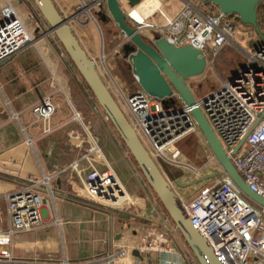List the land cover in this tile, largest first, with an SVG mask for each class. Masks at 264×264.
<instances>
[{
	"label": "built area",
	"instance_id": "obj_1",
	"mask_svg": "<svg viewBox=\"0 0 264 264\" xmlns=\"http://www.w3.org/2000/svg\"><path fill=\"white\" fill-rule=\"evenodd\" d=\"M119 2L135 31L146 37L144 31L151 30L174 45L200 49L206 57L216 55L228 44L236 45L233 18L220 11L213 12L210 6L181 0L182 7L173 18H169L161 6H156L147 16L141 14V18L136 19L132 12L138 10L139 2L133 6H129L127 0ZM30 40V33L12 1L0 0V64L8 61ZM239 50L245 57L242 67L232 78L222 81L219 87L198 99L196 105L244 182L264 197V44L251 51ZM116 86L115 82L109 84L115 96L121 98L120 105L131 125L141 134L150 156L159 165L161 162L180 165L179 141L189 135L202 138L190 112L191 106L182 103L177 92L173 91L172 96L181 106L162 110L160 102L144 91L124 94L119 88L118 93ZM34 104L35 119L46 120L44 130H49L47 123L54 113V102L46 96ZM16 116L13 113L12 117ZM210 160L221 169L213 155ZM76 164L75 161L71 166ZM133 169L147 193L153 194L156 208L152 209L154 216L151 219H159L158 223L165 229L158 233L147 232L141 237L139 248L172 253L176 247L167 235L179 234V231L153 191L148 190L141 172ZM41 187L49 189L48 176L40 181L27 182L3 195L7 227L0 230V264L12 261L11 243L15 234L44 226ZM84 193L89 201L107 208H127L130 201L128 191L110 167L90 171L84 183ZM180 199L193 225L206 237L221 264H264V206L244 194L228 175L223 173L218 181L203 187L190 201ZM124 252L122 250L118 255ZM118 255L111 254L106 261L111 262ZM186 261L197 264L190 253Z\"/></svg>",
	"mask_w": 264,
	"mask_h": 264
},
{
	"label": "crops",
	"instance_id": "obj_2",
	"mask_svg": "<svg viewBox=\"0 0 264 264\" xmlns=\"http://www.w3.org/2000/svg\"><path fill=\"white\" fill-rule=\"evenodd\" d=\"M54 2L66 14L74 10L71 0ZM153 5L148 2L146 11ZM19 15L28 27L24 16ZM84 20L75 24V34L89 56L97 63L98 53L113 54V72L120 80L130 81L119 70L122 61L116 62L120 54L116 53L115 40L100 43L99 50L96 31L86 25L91 20ZM28 29L32 42L0 64V230L7 227L4 194L44 176L49 177V189L40 188L44 226L12 237L13 259L8 264H190L186 261L189 249L180 233L167 235L176 247L172 253L139 248L140 239L147 232L165 231L159 219H151L156 203L138 180L130 182L127 161L115 151L118 146L109 129L117 143L121 141L67 56L41 32L33 35L35 30ZM105 48L107 52L103 51ZM46 96L55 104L47 123L49 130H44L45 123L36 121L31 112V106ZM75 161L77 164L72 167ZM105 167L113 169L126 189L133 191L137 205L107 208L85 198L88 173L103 171ZM55 218L58 225L54 224ZM122 250L125 252L118 255ZM111 254L118 257L107 262Z\"/></svg>",
	"mask_w": 264,
	"mask_h": 264
},
{
	"label": "water",
	"instance_id": "obj_3",
	"mask_svg": "<svg viewBox=\"0 0 264 264\" xmlns=\"http://www.w3.org/2000/svg\"><path fill=\"white\" fill-rule=\"evenodd\" d=\"M32 1L49 26L47 32L53 33L60 43L97 105L107 116L129 151L147 186L159 200L198 263L221 264L211 251L206 237L193 225L172 184L140 141L134 128L105 84L94 60L83 48L72 30L69 18H74V15L69 18L64 17L58 10L54 0ZM137 1L127 0V3L131 6ZM201 1L203 3H213L225 14L236 15L242 24L250 25L258 38L264 41V34L257 20V5L260 0ZM92 3L93 1L87 5L92 6ZM99 4L101 8L104 7L105 11H103L102 20L104 22L112 21L120 33L128 39L122 45L121 51L123 57L128 60L131 73L135 75L139 87L147 94L162 101L169 98L172 89H175L184 104L191 106L190 112L193 118L208 147L225 173L244 194L264 206V197L250 189L225 154L201 109L196 105L195 97L188 83H186L188 78L196 76L204 70L206 61L203 52L190 45L176 46L169 43L165 38L158 36H155L153 42H148L128 24L117 0H100ZM237 147H235V150Z\"/></svg>",
	"mask_w": 264,
	"mask_h": 264
},
{
	"label": "rangeland",
	"instance_id": "obj_4",
	"mask_svg": "<svg viewBox=\"0 0 264 264\" xmlns=\"http://www.w3.org/2000/svg\"><path fill=\"white\" fill-rule=\"evenodd\" d=\"M193 1L198 5H202L200 4L201 0H193ZM71 2H74L73 4L74 6H76L79 5L81 1L71 0ZM150 2L155 5L156 0H150ZM12 3L17 6L19 13H21L24 16L26 23H28V27L35 30V32H33V35H35V33L39 31L44 37L50 39L52 42L55 43V45H58V47H60V44L57 43L54 35L50 33H46V30L49 28L48 25L44 23L45 26L44 25L42 26L41 23L42 20L40 19L39 21H37L36 18L34 17L33 11L35 7L32 4L30 3L25 4L24 2L19 4L16 3V1L14 0H12ZM118 3L120 5L119 0ZM261 3L264 5V0H261ZM154 5L152 6V8L154 7ZM181 5H182L181 0H162L160 6L162 8V11L169 18H173L181 9L182 7ZM213 7L215 10L217 9L214 5ZM120 8H122L121 5ZM258 12H259L258 20L261 23L262 26L261 28L263 30L262 33L264 34V9L260 8ZM91 13L94 19L93 21H91V23H88L86 25H89L88 27H92L96 31L98 35V37L96 38V44L98 49L100 47V43L102 42L105 43L107 39L113 38L116 43L115 45L117 46L116 52L118 55L119 51H121L120 45L125 41L123 38L124 36H122V34L119 32V29L110 20L106 22L102 20L104 13L99 4H96L93 7V9H91ZM235 22H236V28L234 30V38H233L234 42L242 49L251 51L253 49V46L256 45L260 39L258 38V36L256 35V33L254 32L253 28L250 25L240 23L239 19L237 20L235 19ZM75 24L76 23L73 21L72 26L74 27L73 28L74 33H76L77 31ZM99 33L101 34L102 37H100ZM144 33L150 36L151 40L153 41L155 39V36L162 37L159 36V34H157L156 32H153L151 30H145ZM143 38L146 41L151 42L150 39L144 36ZM103 51L107 52V48L103 49ZM101 53L100 54L98 53V55L96 54L97 57H99V55L101 57ZM102 55L104 57L103 61L100 58L98 59L97 63L95 61L94 62L96 68H98L100 75L102 76V78L104 77L106 83L110 81L108 75L105 73V69H108L109 74L113 76V78L112 77L110 78L111 81H115L118 84V88H120L124 94H128L134 90L139 89V87L137 88L134 87L135 89H133L134 83H132L133 84L132 85L128 78H123L122 80H120L117 77V74L113 72V67L111 63L112 62L111 58L113 59V54L108 55L102 53ZM120 58L121 55L118 56L116 62L117 60L120 62ZM244 60L245 57L240 52V50H238L237 48H235L230 44L226 45L216 55L212 54L209 56V58L205 57L206 66L204 70L200 74L190 77L187 80V83L190 84V89L194 97L196 99H202L205 96H207L212 90L219 87L222 81H226L231 76H233L241 68V66L244 63ZM115 64L117 65V63ZM120 66L122 68V64ZM114 76L116 79L114 78ZM117 100L120 104L122 103L121 98H117ZM160 106L162 110H168V109H176L180 105L177 99L171 96L169 98H166L165 101H160ZM102 130L103 133L106 135V137L109 139V141H110V137H109L110 134L112 135V137L115 138L118 149L115 148L112 143L111 144L113 145L115 151L117 150L123 155L125 162L127 161L126 162L127 170L129 176H131L130 182L135 183L137 181L136 177H138L137 171H134V169L132 168V162L128 158V156H126L128 154L125 153L123 147L121 146V143L119 141L117 143V138L110 129H109V131L111 132L110 134L104 129V127L102 128ZM178 147L180 149V162H185L186 164L190 165L194 169V171L192 169L182 167V173H179L178 169L181 166L174 165L169 162H161V166H162V170L167 173L169 177L168 179L170 180V183L172 184V187L176 192V194L178 196H181L185 201H190L203 187L209 186L210 184L218 181L220 179V175L218 173H223V171L217 168V164L214 161L210 160L212 152L210 148L206 146L202 138L200 137L198 138L195 135H189L185 137L182 141H180ZM127 164H129L130 168ZM107 168L108 167H105V169ZM147 188L149 191H151L148 186ZM127 191L130 201L127 202L126 209L130 208L131 205L132 206L137 205V203L134 202L135 195L134 198L131 195L133 191L132 190L131 191L127 190ZM140 192L141 194H143L142 190H140ZM151 195H153L152 192Z\"/></svg>",
	"mask_w": 264,
	"mask_h": 264
},
{
	"label": "bare ground",
	"instance_id": "obj_5",
	"mask_svg": "<svg viewBox=\"0 0 264 264\" xmlns=\"http://www.w3.org/2000/svg\"><path fill=\"white\" fill-rule=\"evenodd\" d=\"M12 1V0H11ZM14 1H16V3H22V2H24L25 4H27V3H30V4H32L34 7H35V9H34V17L36 18V20L37 21H39L40 19L42 20V22L43 23H46L47 24V22L43 19V17L41 16V14L39 13V11H38V9L36 8V6L34 5V3H33V1L32 0H14ZM79 1H81L80 2V4L79 5H76V6H74V10L71 12V13H68V14H66V13H64V11H62L61 9H59L58 8V6H57V4H56V2H55V4H56V6H57V8H58V10L60 11V13L64 16V17H71V16H73L74 15V18H69V23H70V25H71V27H72V22L74 21L75 23H80V22H83V20L84 19H82L83 17L85 18V20L84 21H93V15H92V13H91V9H93V7L96 5V4H99V2H100V0L99 1H96L95 2V0H79ZM91 1H93V3H92V6H89V5H87L89 2H91ZM118 1V0H117ZM140 0H138L137 2H135L134 4H137L138 2H139ZM261 1V0H260ZM95 2V3H94ZM149 3H151L150 2V0L148 1ZM148 2H147V0H141L137 5H139L138 7H137V9L138 10H134L133 12H132V15H133V17L134 18H136V19H139V18H141V14L145 11V8H146V6H147V4H148ZM260 3V2H259ZM258 3V4H259ZM119 4V3H118ZM133 4V5H134ZM200 4H202V5H205V6H210V8H211V10L213 11V12H216V11H220L219 9H213L214 7H213V3H203L202 1L200 2ZM14 5V4H13ZM85 5H87L86 7H85ZM100 5V4H99ZM133 5H131V6H133ZM130 6V5H129ZM156 6H160V0H156V3H155V5H154V7H156ZM214 6H216V5H214ZM258 6V5H257ZM14 7H15V9H16V5H14ZM120 7V6H119ZM153 7V8H154ZM217 7V6H216ZM152 8V9H153ZM121 9V11L123 12V14L125 13V11L122 9V8H120ZM151 9V10H152ZM102 10L104 11V7L102 8ZM150 10V11H151ZM17 11V10H16ZM150 11H148L147 13H149ZM105 12V11H104ZM141 12V13H140ZM221 12V11H220ZM17 13H18V11H17ZM147 13H145V14H143L144 16H147ZM223 13V12H222ZM225 14V13H224ZM18 15H19V13H18ZM227 15H231V17L233 18V20H234V22H235V19H236V15H234V14H227ZM20 16V15H19ZM92 16V17H91ZM124 16H125V14H124ZM20 18H21V16H20ZM238 18V17H237ZM22 19V18H21ZM125 19H126V21L128 20L127 19V17L125 16ZM237 20V19H236ZM258 20V19H257ZM22 21L24 22V20L22 19ZM129 21V20H128ZM127 21V22H128ZM240 22V21H239ZM96 23V22H95ZM113 23V22H112ZM241 23V22H240ZM24 24H25V22H24ZM133 29H134V27L132 26V24H131V22L129 21V23H128ZM26 25V24H25ZM48 25V24H47ZM74 25V24H73ZM235 25H236V22H235ZM116 26V25H115ZM26 27H27V25H26ZM49 27V26H48ZM27 29H28V27H27ZM48 30V29H47ZM47 30H46V33H49V32H47ZM73 30V29H72ZM135 30V29H134ZM28 32L30 33V37H31V40L30 41H28L25 45H24V47L28 44V43H30V42H32V35H31V32H30V30L28 29ZM120 32V31H119ZM255 32V31H254ZM138 33V32H137ZM50 34H53V33H50ZM139 34V33H138ZM139 35H141V34H139ZM123 36V35H122ZM144 35H141V37H143ZM55 37V36H54ZM144 37H146V36H144ZM124 38V40L126 41V40H128L126 37H123ZM146 38H148V39H150L151 40V38H150V36H147ZM164 38V37H163ZM56 39V38H55ZM260 39V38H259ZM57 40V39H56ZM124 41V42H125ZM151 42H153V40H151ZM60 44V43H59ZM236 44V43H235ZM262 44H264V41L263 40H259V42L256 44V45H254L253 46V49H255V48H257L258 46H260V45H262ZM237 45V44H236ZM234 46L235 48H237L238 50H239V48H241V47H239L238 45L237 46ZM177 46V45H176ZM179 46H181V45H179ZM194 48V47H193ZM224 48V47H223ZM222 48V49H223ZM197 49V48H196ZM221 49V50H222ZM16 54V53H15ZM67 56V55H66ZM204 57H206L205 55H204ZM67 58H68V56H67ZM101 60L103 61V59H104V57H103V55H102V53H101ZM207 58H209V57H207ZM68 60H69V58H68ZM69 62H70V60H69ZM71 63V62H70ZM72 65V64H71ZM73 66V65H72ZM242 67V66H241ZM74 68V67H73ZM98 69V68H97ZM99 71V70H98ZM105 72H106V69H105ZM235 75V74H234ZM233 75V76H234ZM80 76V75H79ZM132 76H133V78H134V80H135V82L137 83V79H136V77H135V75H133L132 74ZM233 76H231L230 78H232ZM111 77L109 76V82H107L106 83V81L104 80V77H103V80H104V82H105V84L107 85V87H108V89L110 90V92L112 93V95L114 96V98H115V100H116V102L118 103V105L120 106V108L122 109V107H121V105H120V103L118 102V100H117V98L118 97H116L115 96V93L113 92V90H112V88L111 87H109V84L111 83L112 85H113V82H115V81H111V79H110ZM229 78V79H230ZM188 80V79H187ZM187 80H186V83H187ZM83 81V80H82ZM84 82V81H83ZM116 83V82H115ZM117 85V84H116ZM118 86V85H117ZM116 86V89H117V92L119 93V88ZM137 86L139 87V85H138V83H137ZM137 90H142L140 87H139V89H137ZM134 91H136V90H134ZM134 91H132V92H134ZM143 91V90H142ZM173 91H175V92H177L175 89H172V92H171V95H170V97L172 96V93H173ZM213 91V90H212ZM146 93V92H145ZM177 94H178V92H177ZM149 95V94H148ZM179 95V94H178ZM150 96H152V95H150ZM152 97H154V96H152ZM172 97H174V96H172ZM180 97V96H179ZM155 99H157L159 102L160 101H162L161 99H159V98H156V97H154ZM52 99V98H51ZM180 100H181V98H180ZM40 101V100H39ZM53 101V100H52ZM178 101V100H177ZM198 101V99H196V102ZM179 102V101H178ZM181 102L183 103V101L181 100ZM35 105V104H34ZM33 105V106H34ZM55 105V104H54ZM179 105L181 106V103L179 102ZM33 106H31V112H32V115H34V113H33V111H32V108H33ZM99 107V106H98ZM99 109L102 111V109L99 107ZM55 111V110H54ZM122 111H123V109H122ZM124 112V111H123ZM102 113H103V116H104V119L107 121V122H109V124H110V126L112 127V129L114 130V128H113V126H112V124L110 123V121H109V119L107 118V116L104 114V112L102 111ZM16 114V113H15ZM125 114V113H124ZM13 115V114H12ZM17 115V114H16ZM204 115V114H203ZM52 116V115H51ZM126 116V115H125ZM17 117V116H16ZM126 118H127V116H126ZM48 119H50V117L48 118ZM128 119V118H127ZM36 121H42L43 123L46 121V120H43V119H37ZM129 121V120H128ZM131 124V123H130ZM46 126V125H45ZM48 126V125H47ZM132 126V125H131ZM198 126V125H197ZM133 127V126H132ZM134 128V127H133ZM199 128V127H198ZM211 128V127H210ZM44 129H45V127H44ZM135 130V132H136V134L138 135V137H139V139H140V141L142 142V144L145 146V143H144V141L142 140V138L140 137L141 136V134L140 133H138L137 131H136V129H134ZM200 130V129H199ZM115 131V130H114ZM201 132V131H200ZM115 133H116V131H115ZM117 134V133H116ZM140 134V135H139ZM202 134V133H201ZM215 135V134H214ZM117 136H118V134H117ZM119 137V136H118ZM202 137V139H203V141H204V143L206 144V146H208L207 145V143H206V141H205V139H204V137H203V135L201 136ZM119 139H120V141H121V143H123L122 142V140H121V138L119 137ZM220 143V142H219ZM94 144H95V142H94ZM221 145V144H220ZM123 146L125 147V145L123 144ZM94 148H95V150H97L98 148H97V145L95 144L94 145ZM145 148H146V146H145ZM125 149H126V147H125ZM127 150V149H126ZM148 150V149H147ZM128 151V150H127ZM129 152V151H128ZM149 152V151H148ZM130 154V153H129ZM212 155H213V153H212ZM214 156V155H213ZM132 157V156H131ZM214 158H215V156H214ZM216 159V158H215ZM154 160V159H153ZM155 161V160H154ZM216 161H217V159H216ZM156 162V161H155ZM217 163H218V161H217ZM136 164V163H135ZM156 164L159 166V168L162 170V168H161V166L156 162ZM219 164V163H218ZM220 165V164H219ZM137 166V165H136ZM180 168L178 169V170H180L181 171V173H182V167L183 168H188V169H191L190 168V166L188 165V164H186L185 162H181L180 163ZM234 166V165H233ZM221 167V166H220ZM137 168H138V166H137ZM138 170H139V168H138ZM221 170L223 171V173H225V171L222 169V167H221ZM194 171V170H193ZM162 172H163V174L165 175V176H167L165 173H164V171L162 170ZM223 173H218L219 175H220V177H221V175L223 174ZM226 174V173H225ZM227 175V174H226ZM241 176V175H240ZM168 177V176H167ZM233 181V180H232ZM211 185V184H210ZM125 196H126V198H128L127 197V195L125 194ZM5 200V199H4ZM6 203V202H5ZM41 211H42V209H41ZM54 224H56V225H58L59 224V221H58V219H55L54 220ZM185 241V240H184ZM186 243V242H185ZM188 246V245H187ZM188 249H189V253L194 257V255H193V253L191 252V250H190V248L188 247ZM217 258V257H216ZM194 259H195V261L197 262V264H199L198 263V261L196 260V258L194 257ZM113 261V260H112ZM111 261V262H112ZM219 261V260H218Z\"/></svg>",
	"mask_w": 264,
	"mask_h": 264
},
{
	"label": "flooded vegetation",
	"instance_id": "obj_6",
	"mask_svg": "<svg viewBox=\"0 0 264 264\" xmlns=\"http://www.w3.org/2000/svg\"><path fill=\"white\" fill-rule=\"evenodd\" d=\"M149 0H147V2H148ZM120 6V5H119ZM147 6H148V4H147ZM146 6V7H147ZM150 8V7H149ZM146 9H148V8H145V11L142 13V14H145L147 11H146ZM112 22V21H111ZM72 29H73V27H72ZM74 31V30H73ZM125 42H123V43H121V45H120V47H122V45L124 44ZM117 53V52H116ZM119 54L121 55V58H120V60L122 61V66H123V68H121V66H120V68L122 69V71H121V69L119 68V70L121 71V74H123L124 73V75H126V77H130V83L132 84V83H134V86H133V89H135V88H137L138 86H137V83L135 82V80H134V78H133V76H132V73H131V68H130V64H129V62H128V60H126L124 57H123V53H122V51H119ZM114 60V59H113ZM115 61V60H114ZM125 61V62H124ZM126 66H128V68H129V73L125 70V67ZM107 75H108V78H109V76L110 77H112L113 78V76H111L110 74H109V71H108V69H106V72H105ZM106 76V75H105ZM117 84V83H116ZM118 85V84H117ZM133 85V84H132ZM135 87V88H134Z\"/></svg>",
	"mask_w": 264,
	"mask_h": 264
},
{
	"label": "trees",
	"instance_id": "obj_7",
	"mask_svg": "<svg viewBox=\"0 0 264 264\" xmlns=\"http://www.w3.org/2000/svg\"><path fill=\"white\" fill-rule=\"evenodd\" d=\"M260 8L261 9H264V5L261 3V1H260V3L258 4V6H257V15H258V11L260 10ZM236 19H238L237 17H236ZM257 19H258V17H257ZM128 21V20H127ZM128 23H129V21H128ZM258 24H259V27H260V29H261V31H263L262 30V26H261V23L259 22V20H258ZM56 40V39H55ZM57 41V40H56ZM57 43H59L58 41H57ZM60 49L62 50V52L65 54V52L63 51V49H62V47H61V45H60ZM66 55V54H65ZM71 64V63H70ZM73 67V66H72ZM122 68H123V66H122ZM121 69V68H120ZM74 70H75V68H74ZM125 70L129 73V68H128V66H126L125 67ZM76 71V70H75ZM121 71H122V69H121ZM77 72V71H76ZM124 74V73H123ZM79 75V74H78ZM81 78V77H80ZM82 80V79H81ZM83 82V81H82ZM83 84H84V86L87 88V86L85 85V83L83 82ZM88 89V88H87ZM88 91H89V89H88ZM90 92V91H89ZM90 95H91V93H90ZM91 97H92V100H93V102H95V104H96V106H97V108L99 109V107H98V105H97V103H96V101H95V99H94V97L91 95ZM100 110V109H99ZM101 111V110H100ZM102 112V111H101ZM115 132V131H114ZM182 141V140H181ZM179 143H180V141H179ZM179 143H178V145H179ZM122 146H123V143H122ZM123 148H125L124 146H123ZM127 151V150H126ZM127 154H128V157H129V159L131 160V162H132V165H133V167L135 168V169H138L137 168V166H136V164H135V162H134V160H133V158L131 157V155L129 154V152L127 151ZM160 166H161V164H160ZM161 168H162V166H161ZM178 172L179 173H181V171H179L178 170ZM164 173L167 175V173L164 171ZM168 176V175H167Z\"/></svg>",
	"mask_w": 264,
	"mask_h": 264
}]
</instances>
